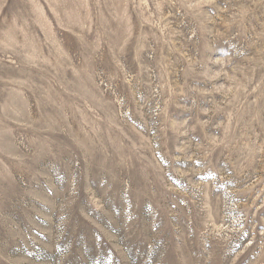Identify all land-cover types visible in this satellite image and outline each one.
Instances as JSON below:
<instances>
[{"label": "rangeland", "instance_id": "1", "mask_svg": "<svg viewBox=\"0 0 264 264\" xmlns=\"http://www.w3.org/2000/svg\"><path fill=\"white\" fill-rule=\"evenodd\" d=\"M0 264H264V0H0Z\"/></svg>", "mask_w": 264, "mask_h": 264}]
</instances>
